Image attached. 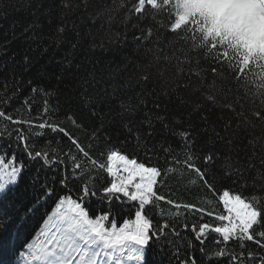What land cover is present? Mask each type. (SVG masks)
<instances>
[{
	"label": "snow or ice",
	"instance_id": "snow-or-ice-1",
	"mask_svg": "<svg viewBox=\"0 0 264 264\" xmlns=\"http://www.w3.org/2000/svg\"><path fill=\"white\" fill-rule=\"evenodd\" d=\"M24 3L32 19L21 35L31 50L45 39L41 17L58 21L48 39L68 51L54 62L58 71L42 72L57 84L71 76L96 124L65 116L89 132L82 143L59 118L58 89L32 87L43 97L38 122L30 99L28 117L9 110L18 87L0 96V143L22 145L27 157L0 147V256L11 253L16 264H145L162 240L179 255L178 239L186 246L181 264H264V0ZM32 63L26 52L24 70ZM49 131L67 144L38 148ZM31 162L40 167L25 203L16 188ZM44 169L59 178L41 177ZM170 175L188 177L195 202L161 193ZM113 201L134 202V219L118 223ZM45 205L50 211L21 241Z\"/></svg>",
	"mask_w": 264,
	"mask_h": 264
},
{
	"label": "trees",
	"instance_id": "trees-1",
	"mask_svg": "<svg viewBox=\"0 0 264 264\" xmlns=\"http://www.w3.org/2000/svg\"><path fill=\"white\" fill-rule=\"evenodd\" d=\"M72 18L74 19L75 17ZM31 19L28 10L25 8L24 0H0V96L11 95L12 90L18 87L19 91L12 101H10L9 110H11V108H18L24 117H28L29 113L26 111L24 100L30 99L33 103L31 115L32 117L37 118L38 122V117L43 107V97L38 92L32 93V87L37 86L38 88H46L52 91L58 89L59 102L61 104V111L59 113L60 120L64 121L65 126L68 127L70 131L74 132L82 143L87 144L89 142V132L75 129L71 126L70 121L65 120L66 115L74 114L78 119L84 121L86 125L96 124V121L89 120L88 107L85 100L80 95V93L83 92V89L76 86V81L73 80L71 76L65 79L62 83L57 84L54 78H51L49 75L43 74L42 72L44 66H47L48 73H51L54 70L58 71V67L54 62L60 60L62 55L68 51L67 47L64 46L57 49L51 40L48 39V37L52 35V30L55 28L58 21L54 18L50 25L47 18L41 17L42 30L45 39L39 42L41 44L40 47L33 44L31 48L35 50H31L29 44L26 43L24 36L21 35L23 28L31 22ZM14 35L16 37L15 39L13 38ZM43 47H48V51L43 52ZM26 52L33 59L32 66L27 71L24 70L22 64ZM13 55L14 59H12ZM77 59L81 61L84 60L83 54H80ZM49 61H53V63H49ZM204 66L207 67L208 65L205 64ZM170 71H174V69H170ZM255 71L259 73L258 69ZM256 78L258 79V75ZM29 80L32 81L31 84L28 83ZM6 84L9 88L7 93L4 92V86ZM91 94L92 90L88 89L86 95ZM104 111L106 112L107 108H104ZM24 127L26 128V126ZM53 140L61 141L65 145L67 144V138L63 137L62 134L49 131L45 137L38 138L36 146L38 148L44 147L48 141ZM52 146L55 147V143H53ZM0 147L5 149L9 156L11 153L15 152L18 160L23 159L27 162L26 153L23 152L22 145L17 147L13 141L4 140L0 143ZM204 150L207 151L208 148L205 147ZM39 167V164L36 162L29 163L23 179L16 188V191L22 195L25 203H28V200L33 195L30 180L32 176L37 174ZM45 174L49 177L55 175L59 178V170L51 172L44 169L39 172L41 177ZM109 180L110 177H103V183L105 185ZM224 187H228V184H224ZM233 187L234 190H237L235 189V186ZM196 191V188L188 183L187 176L181 178L178 175H170L167 185L161 189L162 194H171L170 198L181 202H195ZM161 206L165 209L171 207L163 202H161ZM99 207L101 210H107L106 206L103 204L99 205ZM113 207L117 210V216L121 218L118 219V223L122 222V218L134 219V214L129 211L132 207L130 202L117 204L113 201ZM212 207L217 212L222 210V204L219 203L214 204ZM50 208L51 205H45V207L41 208L40 211L35 214L34 218L27 223L20 238L21 241L34 234L41 223L44 213L50 211ZM154 216L159 219L157 214H154ZM192 219V217H189V224H191ZM210 219L212 218L205 217V220ZM176 226L186 239H191L193 243H196L197 246H199V242L194 240V236L190 229L184 230L182 228V221H178ZM170 239L173 238L170 237ZM176 242L179 244L180 248L179 255H172L171 247L162 240L161 245L152 247L147 251L145 264H181V261L185 256L186 246L183 241L177 239ZM248 245L253 248L256 247L252 242H248ZM17 246H19V242H17ZM159 247H163L164 251H158ZM197 255H199V253H197ZM0 260H4L7 264H16V257L11 253L0 256Z\"/></svg>",
	"mask_w": 264,
	"mask_h": 264
}]
</instances>
